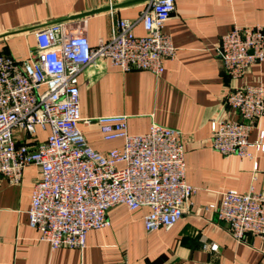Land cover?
<instances>
[{
    "label": "crops",
    "instance_id": "crops-1",
    "mask_svg": "<svg viewBox=\"0 0 264 264\" xmlns=\"http://www.w3.org/2000/svg\"><path fill=\"white\" fill-rule=\"evenodd\" d=\"M151 1L0 0V54L15 59L33 56L36 30L55 22L72 32L81 30L92 46L106 41L120 18L134 21V33L143 35L140 15ZM254 24L264 27V0H175L164 32L176 52L164 60L160 75L122 71L98 59L76 76L80 116L93 119L78 126L93 149L106 153L122 145V139H103L95 119L104 115H126L131 134L146 133L152 122L182 133L185 180L195 191L173 226L146 231L147 207L131 211L116 205L107 212L109 225L89 230L82 249L52 250L28 223L30 195L39 177L38 167L32 165L17 184L0 176V264H264V237L249 235L238 242L217 213L206 209L219 202L223 191L246 192L251 185L264 189V151L251 150L258 163L254 170L253 159L225 157L209 144L212 118H238L223 105L227 92L245 84H261L264 89V60L232 78L215 49L234 25ZM260 130L264 131V116L253 124L249 141L256 140ZM45 136L46 131L38 130V141ZM16 139L22 142L24 137L16 132ZM212 244L216 250L210 249Z\"/></svg>",
    "mask_w": 264,
    "mask_h": 264
},
{
    "label": "built area",
    "instance_id": "built-area-1",
    "mask_svg": "<svg viewBox=\"0 0 264 264\" xmlns=\"http://www.w3.org/2000/svg\"><path fill=\"white\" fill-rule=\"evenodd\" d=\"M174 8L175 0H152L140 15L143 35L134 33V21L120 18L110 37L92 46L81 30L72 32L55 22L36 30L33 56L15 59L0 54V176L17 184L26 167H38L28 223L52 250L82 249L89 230L109 225L107 212L116 205L131 211L147 207L146 231L169 229L189 205L195 187L185 180L179 130L152 122L146 133L131 134L126 115L99 116L95 120L103 139H122L121 147L101 153L87 143L78 126L93 119L80 116L76 76L98 59L122 71L140 69L160 75L164 60L176 52L164 32ZM215 49L226 73L239 78L253 63L264 60V27L234 25L221 35ZM223 105L238 118L210 120V147L225 157L253 159L256 170L251 150L264 151V131L254 141H249V134L264 116L262 85L232 88ZM38 130L46 131L41 141ZM16 132L23 135L22 142H17ZM206 209L217 213L238 242L249 235L264 237V189L251 185L246 192L223 191L219 202Z\"/></svg>",
    "mask_w": 264,
    "mask_h": 264
},
{
    "label": "water",
    "instance_id": "water-1",
    "mask_svg": "<svg viewBox=\"0 0 264 264\" xmlns=\"http://www.w3.org/2000/svg\"><path fill=\"white\" fill-rule=\"evenodd\" d=\"M84 15V14H83ZM78 16H81V15H78Z\"/></svg>",
    "mask_w": 264,
    "mask_h": 264
}]
</instances>
